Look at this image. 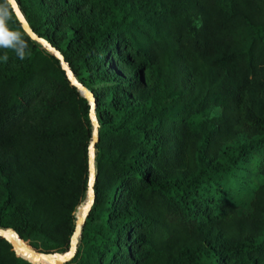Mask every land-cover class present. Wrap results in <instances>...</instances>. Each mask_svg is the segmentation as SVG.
Segmentation results:
<instances>
[{
    "label": "trees",
    "instance_id": "trees-1",
    "mask_svg": "<svg viewBox=\"0 0 264 264\" xmlns=\"http://www.w3.org/2000/svg\"><path fill=\"white\" fill-rule=\"evenodd\" d=\"M15 1L95 98L94 198L64 264H264V0ZM0 15V228L63 252L88 104L6 0ZM247 193L246 211L226 199ZM31 263L0 237V264Z\"/></svg>",
    "mask_w": 264,
    "mask_h": 264
},
{
    "label": "water",
    "instance_id": "water-1",
    "mask_svg": "<svg viewBox=\"0 0 264 264\" xmlns=\"http://www.w3.org/2000/svg\"><path fill=\"white\" fill-rule=\"evenodd\" d=\"M9 4L12 13L14 14L17 22L19 23L22 31L33 41L41 45L47 52L54 56L59 63L60 68L64 71L65 77L68 80L69 84L73 86L78 93L86 99L88 104V119L91 125L90 138L86 147V170H87V180H86V189L84 194V199L79 207L74 211L73 216V231L69 238L68 248L63 252H51L44 253L36 251L27 245H25L18 238L16 233L12 229H3L0 228V237L5 239L11 246L14 253L28 261L25 257H31L46 264H64L69 261L76 252V245L78 238L80 236L81 227L84 223V220L90 210V207L93 203L94 192L93 184L95 181V165H94V153H95V143L97 142V131L98 123L95 117V98L93 94L80 82H78L72 71L70 70L68 64L63 59L61 53L55 49L49 42L45 39L38 37L32 32L28 26L23 14L21 13L15 0H6ZM31 263L30 261H28ZM33 264V263H31Z\"/></svg>",
    "mask_w": 264,
    "mask_h": 264
},
{
    "label": "rangeland",
    "instance_id": "rangeland-1",
    "mask_svg": "<svg viewBox=\"0 0 264 264\" xmlns=\"http://www.w3.org/2000/svg\"><path fill=\"white\" fill-rule=\"evenodd\" d=\"M248 139L247 137L239 134L233 141H231L228 146L231 149H234L238 144L240 143H247ZM255 158H257V153L252 155L249 160L252 162ZM248 160V161H249ZM240 170L236 171L234 173V171H232V173H228V174H224L222 176L219 177V179H217V184H218V188L221 190H232L235 179L237 178V175H240ZM240 177V176H238ZM246 181H244V187L247 189V191H249L250 188H253L254 185L256 184V182L254 181V179L249 176L245 179ZM218 191V190H217ZM218 191V192H220ZM224 198V197H222ZM227 200L232 201L233 205L236 208V211L240 212V211H246L248 209V202L250 200V193L247 194H242L241 197L238 196H234L232 198H226ZM42 263V262H41ZM45 264V263H42Z\"/></svg>",
    "mask_w": 264,
    "mask_h": 264
},
{
    "label": "clouds",
    "instance_id": "clouds-1",
    "mask_svg": "<svg viewBox=\"0 0 264 264\" xmlns=\"http://www.w3.org/2000/svg\"><path fill=\"white\" fill-rule=\"evenodd\" d=\"M3 24V16L2 15H0V25H2ZM19 55L21 56V58L23 57V52L21 51L20 53H19Z\"/></svg>",
    "mask_w": 264,
    "mask_h": 264
},
{
    "label": "bare ground",
    "instance_id": "bare-ground-1",
    "mask_svg": "<svg viewBox=\"0 0 264 264\" xmlns=\"http://www.w3.org/2000/svg\"><path fill=\"white\" fill-rule=\"evenodd\" d=\"M28 261H32V260H35V261H38V262H42V261H40V260H37V259H34V258H31V257H25ZM30 259H32V260H30ZM32 263H34V262H32ZM42 263H45V262H42ZM46 264V263H45Z\"/></svg>",
    "mask_w": 264,
    "mask_h": 264
}]
</instances>
